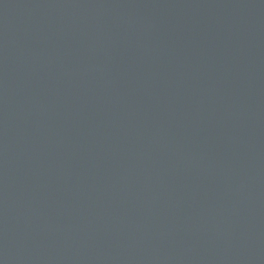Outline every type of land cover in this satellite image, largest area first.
<instances>
[{
	"label": "water",
	"instance_id": "obj_1",
	"mask_svg": "<svg viewBox=\"0 0 264 264\" xmlns=\"http://www.w3.org/2000/svg\"><path fill=\"white\" fill-rule=\"evenodd\" d=\"M0 264H264V0H0Z\"/></svg>",
	"mask_w": 264,
	"mask_h": 264
}]
</instances>
